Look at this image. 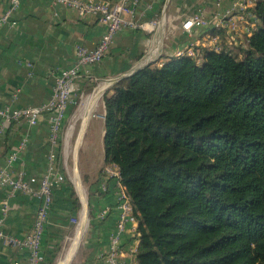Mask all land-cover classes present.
Returning a JSON list of instances; mask_svg holds the SVG:
<instances>
[{"label":"trees","instance_id":"16d2710c","mask_svg":"<svg viewBox=\"0 0 264 264\" xmlns=\"http://www.w3.org/2000/svg\"><path fill=\"white\" fill-rule=\"evenodd\" d=\"M247 11L239 37L220 28L216 45L102 96L104 161L127 188L137 264H264V0Z\"/></svg>","mask_w":264,"mask_h":264},{"label":"crops","instance_id":"0c3cea01","mask_svg":"<svg viewBox=\"0 0 264 264\" xmlns=\"http://www.w3.org/2000/svg\"><path fill=\"white\" fill-rule=\"evenodd\" d=\"M235 1L138 0L133 16L142 25L123 26L101 61L79 66L73 101L64 112L56 144L49 141L50 112H42L34 124L0 117V167L9 166L13 174L22 169L36 178L47 173L63 176L54 189L42 235L44 264H109L120 213L115 179L104 172L102 96L111 93L110 81L144 63L160 65L165 56L188 46L212 44L220 30L218 16ZM11 4L0 0V17ZM194 14L206 24L187 32L180 23ZM240 27L236 37L245 32ZM103 31L97 13L81 14L52 0H18L8 19L0 22V107L46 104L57 75L74 64L76 45L93 49ZM11 152L16 158L8 163ZM4 198L8 199L5 212L1 210ZM39 203L26 192L8 197L7 188L0 187V228L12 236L26 235ZM137 244L138 235L128 222L117 238L118 264L136 262ZM27 258L25 248L0 244V264H25Z\"/></svg>","mask_w":264,"mask_h":264},{"label":"built area","instance_id":"2783aa9c","mask_svg":"<svg viewBox=\"0 0 264 264\" xmlns=\"http://www.w3.org/2000/svg\"><path fill=\"white\" fill-rule=\"evenodd\" d=\"M11 6L0 17V22L8 19L10 13L16 7L18 0H10ZM56 3H61L70 7L76 8L79 13H97L100 21L104 24V31L101 34L96 46L89 49L82 44H77L74 50L75 62L70 67L64 68L56 77L53 94L50 100L41 106L24 107V108H10L9 106L0 107V117L3 121L13 119H24L30 124L37 121L38 116L42 112H50V134L49 141L56 144L64 112L67 106L73 101V94L76 90L74 79L78 74L79 66L96 63L102 60L104 54L109 49L113 42L117 31L125 25L141 26L137 23L133 16V6L138 0H52ZM256 0H236L232 6L228 8L225 13L219 17L217 27L226 28L228 34L239 28L240 24L249 22L254 15L247 11V7L254 4ZM206 21L199 15L194 14L185 18L180 26L187 32L195 25H205ZM253 24V23H252ZM154 25V23H151ZM218 35L212 39V44L216 43ZM216 45V44H215ZM188 55L197 54L198 50L194 47H187L183 51ZM103 116V115H101ZM1 133V128H0ZM23 145V144H22ZM7 162L15 160L16 153L8 154ZM104 172L108 176L115 179L118 187L117 206L120 209L118 222L116 225V234L112 238L111 252L109 256V264H118L115 255L117 253V238L118 234L124 233L129 222L136 231V220L133 215L132 205L129 201L126 186L121 183L119 172L116 165H106ZM63 181L62 174L51 175L44 174L40 178L29 175L20 169L15 174L9 170V166L0 167V187L7 188V196L10 197L18 192H26L36 196L39 200V206L36 210L33 226L31 230L22 237L12 236L0 228V244L12 247L25 248L28 252L27 262L25 264H44V257L41 250V240L44 228L48 219L49 210L53 202V192L55 187L60 185ZM105 189V187H103ZM8 199L4 198L1 201V210L6 211ZM106 212V209L103 210ZM76 221L75 219H72ZM14 264H21L15 261ZM132 264H137L136 262Z\"/></svg>","mask_w":264,"mask_h":264},{"label":"water","instance_id":"95a60500","mask_svg":"<svg viewBox=\"0 0 264 264\" xmlns=\"http://www.w3.org/2000/svg\"><path fill=\"white\" fill-rule=\"evenodd\" d=\"M147 65H148V64L144 63V64H142V65H140V66H138V67L133 68L132 70H130V71H128V72H125V73H122V74H119V75L115 76V77L110 81V84L112 85L114 82H117L118 80H120V79H122V78H124V77H127V76L133 74V73L136 72L137 70H139V69H141V68H143V67H145V66H147Z\"/></svg>","mask_w":264,"mask_h":264},{"label":"bare ground","instance_id":"6f19581e","mask_svg":"<svg viewBox=\"0 0 264 264\" xmlns=\"http://www.w3.org/2000/svg\"><path fill=\"white\" fill-rule=\"evenodd\" d=\"M105 81V80H104ZM96 90V89H95ZM98 93V92H97ZM87 203V202H86ZM77 235H78V233H77ZM80 235V234H79ZM77 238V237H76ZM68 256V255H67ZM63 259V258H62ZM66 260H68V259H66ZM69 262V261H68Z\"/></svg>","mask_w":264,"mask_h":264},{"label":"rangeland","instance_id":"374dc122","mask_svg":"<svg viewBox=\"0 0 264 264\" xmlns=\"http://www.w3.org/2000/svg\"><path fill=\"white\" fill-rule=\"evenodd\" d=\"M239 41L237 40V43H238Z\"/></svg>","mask_w":264,"mask_h":264}]
</instances>
